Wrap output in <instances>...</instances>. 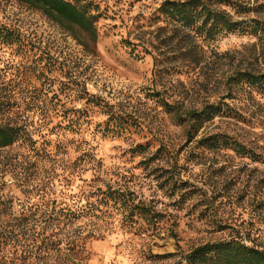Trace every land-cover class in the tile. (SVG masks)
Returning <instances> with one entry per match:
<instances>
[{"label":"rangeland","instance_id":"rangeland-1","mask_svg":"<svg viewBox=\"0 0 264 264\" xmlns=\"http://www.w3.org/2000/svg\"><path fill=\"white\" fill-rule=\"evenodd\" d=\"M91 1L94 43L0 0V22L21 39L0 49V122L25 105L30 136L0 151L14 207L0 264H172L153 257L232 237L264 248V94L226 85L237 69L264 70V38L200 37L160 17L165 0ZM249 4L234 18L264 19V0ZM219 102L236 116L196 132L182 119ZM216 134L251 153L204 142Z\"/></svg>","mask_w":264,"mask_h":264},{"label":"trees","instance_id":"trees-1","mask_svg":"<svg viewBox=\"0 0 264 264\" xmlns=\"http://www.w3.org/2000/svg\"><path fill=\"white\" fill-rule=\"evenodd\" d=\"M30 4L34 8H39L47 17L57 22L67 25L68 29L79 28L85 34V39L89 43L98 40L99 31L97 22L99 15L95 12L91 0H19ZM250 0H165L159 12L160 17L164 16L165 21L176 25L177 27L189 29L197 33L200 37L212 38L217 34L230 32H248L254 37L264 38V19L262 18H240L235 19L234 14L245 16L250 13L252 6ZM235 11V12H234ZM234 12V14L232 13ZM21 44L18 33L0 22V49L13 44ZM234 74L227 78V88L232 92L237 86L245 87L250 92L264 94V70L257 71L244 68L235 70ZM14 89L12 88L11 91ZM3 107H0V111ZM27 107L19 104L16 106L17 117L0 122V151L10 148L19 140L29 139L27 126L22 117H25ZM3 111V110H2ZM6 111V110H4ZM177 117L178 114L174 112ZM236 116L235 111L229 104L212 103L206 104L200 109L190 110L182 119L189 123L196 132L205 123L212 121L215 116ZM180 119V118H179ZM204 142L213 145L223 144L227 147H233L236 151L245 154L251 153L237 139L221 135H213ZM141 213L152 218L153 221L158 215H151V212L142 205ZM14 207L8 203L3 187L0 186V237L6 240L0 244L9 243L10 238L5 232L6 226H2L6 219L13 216ZM3 227V228H1ZM8 233L19 234L17 229H10ZM8 240V241H7ZM177 250L170 254H157L155 258H171L172 264H264V248L257 244H249L232 237L231 239L216 240L215 242L201 243L187 252H182L177 244ZM46 249V247H45ZM44 250V248H43ZM47 250H53L58 253L54 244H50ZM1 252V249H0ZM59 264H78L73 260H61Z\"/></svg>","mask_w":264,"mask_h":264}]
</instances>
